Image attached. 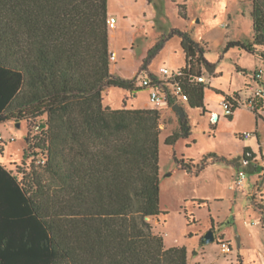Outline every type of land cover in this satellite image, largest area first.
<instances>
[{
    "label": "trees",
    "instance_id": "16d2710c",
    "mask_svg": "<svg viewBox=\"0 0 264 264\" xmlns=\"http://www.w3.org/2000/svg\"><path fill=\"white\" fill-rule=\"evenodd\" d=\"M177 6L187 19L185 4ZM108 18V0H0V123L24 119L23 157L33 154L21 179L0 164V264H189L186 246H166L151 222L167 213L159 175L164 107L104 102L109 87L136 89L135 78L111 70ZM250 18L252 42L228 41L224 49L240 46L264 59V0H252ZM173 35L185 64L165 82L168 106H182L171 93L176 82L186 103L204 112L207 84L196 77L203 69L213 73L215 65L187 31L172 28L148 50L141 69L157 78L148 65ZM225 99L231 119L243 103L237 93ZM259 105L252 108L257 116ZM178 120L167 145L191 133L186 113ZM38 153L42 160L35 164ZM253 157L245 146L242 158ZM173 158L196 176L211 163L241 164L240 157L215 153L198 162ZM232 264H243L240 256Z\"/></svg>",
    "mask_w": 264,
    "mask_h": 264
},
{
    "label": "rangeland",
    "instance_id": "374dc122",
    "mask_svg": "<svg viewBox=\"0 0 264 264\" xmlns=\"http://www.w3.org/2000/svg\"><path fill=\"white\" fill-rule=\"evenodd\" d=\"M178 1L108 0V13L116 20L115 27L109 29L110 48L116 54L111 60V70L116 76L135 78L136 89L128 91L109 87L104 102L111 107H134L147 102L145 107H153L147 99L148 90L139 86L141 78L147 75L141 64L148 50L166 38L172 28H180L198 38L215 27H227L225 40L220 41L216 33L214 36L218 38L211 42L209 51H205V58L215 65L218 77L206 90L204 105L216 112L202 114L200 110L186 108L190 135L167 145L164 139L175 130L177 122L174 116L177 113L171 107L160 109V207L167 213L151 219V222L155 224L154 231L163 235L166 246H186L190 251L189 264H227L231 260L237 261L239 256L243 264H264V222L261 220L264 216V172L260 151L256 150V160L252 158L248 164L232 169L219 163L197 176L178 168L173 158L175 154L178 158L198 162L203 156L215 153L242 159L247 141L239 139L236 131L251 128L254 123L255 114L245 108L253 92L249 86L257 84L255 73L261 71L264 75V59L240 46L224 48L228 41H240L246 46L250 43L252 26L248 12L252 9V0H245L243 4L239 0H187L188 15L194 19L192 25L179 15L177 4L183 0ZM184 64L179 36L173 35L165 40L163 47L151 59L148 71L165 78L160 72L161 67L168 68L172 75ZM203 76L209 77L210 72L206 70ZM215 87L219 89L216 91ZM232 91L238 92L243 99L240 117H235L234 121L225 117L226 110L222 104L226 95L233 94ZM133 92L137 94L136 98H133ZM258 120L261 123L259 136L264 143V121ZM42 121L43 118L38 119V122ZM27 132L28 125L24 119L0 123V163L13 172L19 171L20 179L23 172L30 171L33 158V154L23 157ZM257 135H253V141ZM41 157L40 153L34 157L35 164H39ZM255 164L256 168H253ZM233 170L234 176L231 177ZM238 170L245 174L241 187L234 182ZM211 228L215 240L204 243L201 237ZM222 237L229 243L226 252L218 244Z\"/></svg>",
    "mask_w": 264,
    "mask_h": 264
},
{
    "label": "crops",
    "instance_id": "0c3cea01",
    "mask_svg": "<svg viewBox=\"0 0 264 264\" xmlns=\"http://www.w3.org/2000/svg\"><path fill=\"white\" fill-rule=\"evenodd\" d=\"M176 2H179L178 0H175ZM186 2H187V0H183V2H182V4H185V6H186V12H187V15H188V10H187V4H186ZM239 2L241 3V4H243L244 3V0H239ZM108 15H109V17H113L112 15H110L109 13H108ZM248 16L250 17V12H248ZM187 20H188V22H189V24L190 25H192V22L194 21V19H191L190 18V16L188 15V18H187ZM250 23H251V26H252V22H251V18H250ZM222 24V26H224V28L226 27L225 26V23H221ZM115 25H116V21H115ZM115 25L113 26V27H115ZM227 28V27H226ZM225 28V29H226ZM225 29H221L220 27H215L213 30H211V31H208V32H206L205 34H203V35H200L198 38H195V37H193L192 35V38L194 39V40H196V41H198L199 43H202V44H204V46H205V48H206V50H208L209 51V48H210V46H211V42H213V40H216V38H218V37H215V36H219V39H220V41H222L223 39L225 40V38H226V36L224 35V33H226L225 32ZM218 34V35H215V34ZM215 35V36H214ZM180 39V38H179ZM224 42V41H223ZM250 43L252 42V32H251V38H250V41H249ZM206 43V44H205ZM180 47H181V45H180ZM110 50H111V48H110ZM112 51V50H111ZM113 53H115L114 51H112ZM181 52H182V55L184 56V53H183V51H182V48H181ZM255 53H257V54H259L257 51L255 52ZM260 55V54H259ZM261 57V56H260ZM183 67V66H182ZM205 72H206V70L205 69H203L202 70V74H205ZM220 75V74H219ZM218 77V72H216V71H214L213 73H210V76L209 77H207L206 78V80H207V82H206V84H207V87L205 88V91H204V100H205V97H206V90L207 89H209L211 86H212V82L216 79ZM263 81H264V75H263ZM257 87V84L256 85H251V86H249V88H251V89H253V92H254V89ZM142 88H144V87H142ZM216 88V87H215ZM147 89V88H146ZM219 88H216V91L218 90ZM148 90V89H147ZM233 92H235V91H232V93ZM253 92H252V94H253ZM148 94H149V91L147 92V99H148V102H149V98H148ZM224 94H226V93H224ZM237 94H238V98H239V100H240V102H242L243 103V99L241 98V96H240V94L237 92ZM252 94L248 97V99L252 96ZM133 98H136V96H137V94L136 93H134L133 92ZM223 99V97L220 99V100H222ZM247 99V100H248ZM134 100L135 99H133V100H131L130 102L132 103V101L134 102ZM204 100H203V102H204ZM146 103L147 102H145L143 105H135V106H137V107H145V106H148V105H146ZM134 104V103H133ZM243 104H241L237 109H235V111L233 112V114H232V118L231 119H229L227 116H225L226 118H228L229 120H232V121H234V119H235V117H240V112H239V110H240V107L242 106ZM182 106H183V108H184V110L186 111V108H188V109H197V110H200V111H202V108H192V107H190L186 102H182ZM246 107L247 108H245V109H247L248 111H250V110H252L253 111V109H252V107H250V105L248 104V101H247V103H246ZM204 108H205V111L203 112L202 111V114H208V113H210V114H212V113H215L216 111L215 110H213V109H211V110H208L207 109V107L204 105ZM242 108H244V107H242ZM253 113L255 114V112L253 111ZM258 113H259V116H257L256 114H255V120H254V123L253 124H251V128L250 127H245L246 129H241V130H237L236 131V136L237 137H239V139H241V140H243V139H245L247 142L245 143V146H247V147H249L250 148V150H251V152L254 154V157H253V159L252 160H256V150H259L260 151V154H261V158L263 159V169H262V171L264 172V143H263V141H261V139H260V136H259V125H261V123L259 124V120L258 119H262L263 121H264V108L261 106V105H259V108H258ZM216 116V115H215ZM178 115H176V116H174V119H175V122H177L176 123V125H175V129H178V127H179V120H178ZM218 119H219V116H218ZM255 124V125H254ZM215 126H213V130L215 129L214 128ZM247 128H250V129H247ZM250 131V132H249ZM251 131H254V132H251ZM246 132H249V133H251V135L249 136V137H244V135H243V133H246ZM254 134H258L257 136H256V138L254 139V141H253V135ZM225 156H227V157H234V156H231V155H225ZM236 157V156H235ZM194 162H196L195 160H194ZM219 163H221V162H216V163H211V164H209L207 167H205V169L206 168H208V167H210V166H212V165H216V164H219ZM1 165H3V166H6L5 164H3V163H0ZM223 164H225V163H223ZM226 165H229L230 167H232V169H235L234 167V165H230V164H226ZM255 167H253V168H256V164L254 165ZM7 167V166H6ZM205 169H203L202 171H204ZM201 171V172H202ZM200 172V173H201ZM234 176V170H233V172L231 173V177H233ZM233 186H232V184H230V188H232ZM254 189L255 188H253V190L251 191V192H253L254 191ZM255 190H257V187H256V189ZM223 238V237H222ZM222 240H225L224 238L222 239ZM227 241V240H226ZM188 260H190V251L188 250ZM232 262H235V261H229L227 264H232ZM196 264H200V263H196ZM204 264V263H203Z\"/></svg>",
    "mask_w": 264,
    "mask_h": 264
},
{
    "label": "built area",
    "instance_id": "2783aa9c",
    "mask_svg": "<svg viewBox=\"0 0 264 264\" xmlns=\"http://www.w3.org/2000/svg\"><path fill=\"white\" fill-rule=\"evenodd\" d=\"M115 18L109 17L108 18V24L110 27H113L115 25ZM116 54L111 53V59H115ZM161 74L165 75L164 77H158L156 79H153L152 77L145 76L142 78L141 85L144 88H147L149 91L148 98L149 102L152 103L154 106L158 107H169L168 106V98H167V92L165 90V82H168L169 80L173 79L176 75L179 74V69L176 73L170 75V71L166 67H161L160 69ZM254 78L257 80V87L254 89V92L252 96L248 99V104L250 107H254L256 105V102H261V106L264 107V81H263V74L261 71H257L254 75ZM196 80L199 82L206 83L207 80L203 75H199L196 77ZM169 84V83H168ZM171 93L175 96H177L178 102H186V95L182 93L181 87L178 85V83L170 84ZM222 104L226 110V114L231 111L228 101L224 98L222 101ZM244 137H249L251 133L246 132L243 133ZM249 161L247 159L242 160V164H248ZM245 179V174L242 170H238L235 176V184L237 187H241ZM221 249L223 252H226L229 249V243L226 240L220 241Z\"/></svg>",
    "mask_w": 264,
    "mask_h": 264
},
{
    "label": "water",
    "instance_id": "95a60500",
    "mask_svg": "<svg viewBox=\"0 0 264 264\" xmlns=\"http://www.w3.org/2000/svg\"><path fill=\"white\" fill-rule=\"evenodd\" d=\"M171 109L178 114L180 117H184L185 110L184 108L179 105L178 103H175L171 106ZM216 118V116H214ZM19 123V122H18ZM215 240L214 233L212 229L207 230L203 235V241L204 243H210Z\"/></svg>",
    "mask_w": 264,
    "mask_h": 264
},
{
    "label": "flooded vegetation",
    "instance_id": "af4514ba",
    "mask_svg": "<svg viewBox=\"0 0 264 264\" xmlns=\"http://www.w3.org/2000/svg\"><path fill=\"white\" fill-rule=\"evenodd\" d=\"M247 155H249V153H248ZM243 159H246V158H242V159H241V161H240V162H241V164H242V160H243ZM247 160H248V159H247ZM248 161H249V160H248Z\"/></svg>",
    "mask_w": 264,
    "mask_h": 264
}]
</instances>
